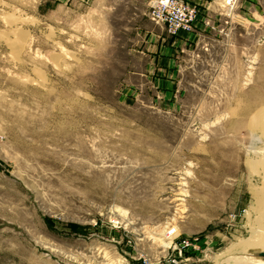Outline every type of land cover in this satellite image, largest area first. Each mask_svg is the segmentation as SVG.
I'll return each mask as SVG.
<instances>
[{"label": "rangeland", "instance_id": "374dc122", "mask_svg": "<svg viewBox=\"0 0 264 264\" xmlns=\"http://www.w3.org/2000/svg\"><path fill=\"white\" fill-rule=\"evenodd\" d=\"M224 1L188 2L181 39L149 0H0V264H216L241 239L264 0Z\"/></svg>", "mask_w": 264, "mask_h": 264}, {"label": "bare ground", "instance_id": "6f19581e", "mask_svg": "<svg viewBox=\"0 0 264 264\" xmlns=\"http://www.w3.org/2000/svg\"><path fill=\"white\" fill-rule=\"evenodd\" d=\"M11 20L12 19H8V23H10ZM250 101L251 100L246 102L245 106H243L242 112L245 113L250 105H252ZM259 112L252 128L254 141L249 161V166L254 177V191L257 195V201L251 211L249 225L244 235L233 247L216 258V264H226L227 262L236 264H264L246 254L251 248L264 249V109ZM237 114L239 113L237 112L236 115ZM158 242L161 243V240Z\"/></svg>", "mask_w": 264, "mask_h": 264}, {"label": "built area", "instance_id": "2783aa9c", "mask_svg": "<svg viewBox=\"0 0 264 264\" xmlns=\"http://www.w3.org/2000/svg\"><path fill=\"white\" fill-rule=\"evenodd\" d=\"M237 0H225L224 8L226 17H229L235 10ZM202 12L196 5L190 4L184 0H149V18L156 24L165 27L168 34L176 36L180 32H196L197 24L201 21ZM210 26V20L205 22ZM174 231L171 229L165 235L171 236ZM173 243H169L167 251L172 249ZM189 245L188 241L182 242V248ZM180 249L175 246V249ZM168 257V256H167ZM167 257L159 259L156 264H174V260L167 261ZM145 264H150L145 261Z\"/></svg>", "mask_w": 264, "mask_h": 264}, {"label": "water", "instance_id": "95a60500", "mask_svg": "<svg viewBox=\"0 0 264 264\" xmlns=\"http://www.w3.org/2000/svg\"><path fill=\"white\" fill-rule=\"evenodd\" d=\"M247 256L264 263V249L251 248L246 252Z\"/></svg>", "mask_w": 264, "mask_h": 264}, {"label": "crops", "instance_id": "0c3cea01", "mask_svg": "<svg viewBox=\"0 0 264 264\" xmlns=\"http://www.w3.org/2000/svg\"><path fill=\"white\" fill-rule=\"evenodd\" d=\"M186 1L190 2V3H193V4H196L198 6H208L206 4H208V2H209V0H186ZM198 27L202 28L203 26H202L201 23H198ZM177 37L181 38V39H187L188 38V34L184 33V32H180V33H178ZM188 45H190V44L188 43Z\"/></svg>", "mask_w": 264, "mask_h": 264}]
</instances>
